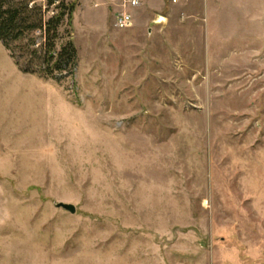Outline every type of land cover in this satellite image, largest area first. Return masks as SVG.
I'll return each instance as SVG.
<instances>
[{
    "label": "rangeland",
    "instance_id": "374dc122",
    "mask_svg": "<svg viewBox=\"0 0 264 264\" xmlns=\"http://www.w3.org/2000/svg\"><path fill=\"white\" fill-rule=\"evenodd\" d=\"M65 2L61 80L0 41V264H264V0Z\"/></svg>",
    "mask_w": 264,
    "mask_h": 264
},
{
    "label": "trees",
    "instance_id": "16d2710c",
    "mask_svg": "<svg viewBox=\"0 0 264 264\" xmlns=\"http://www.w3.org/2000/svg\"><path fill=\"white\" fill-rule=\"evenodd\" d=\"M72 10L65 0H0V41L22 72L55 80L64 78L66 71L71 73L76 50L70 42L58 48L57 40L58 29ZM24 55L30 59L22 66L19 59Z\"/></svg>",
    "mask_w": 264,
    "mask_h": 264
},
{
    "label": "built area",
    "instance_id": "2783aa9c",
    "mask_svg": "<svg viewBox=\"0 0 264 264\" xmlns=\"http://www.w3.org/2000/svg\"><path fill=\"white\" fill-rule=\"evenodd\" d=\"M140 3L141 0H120L119 7H121L122 10L119 11V15L116 20V26L118 28H125L131 23L132 17L129 9L132 10L137 8Z\"/></svg>",
    "mask_w": 264,
    "mask_h": 264
},
{
    "label": "water",
    "instance_id": "95a60500",
    "mask_svg": "<svg viewBox=\"0 0 264 264\" xmlns=\"http://www.w3.org/2000/svg\"><path fill=\"white\" fill-rule=\"evenodd\" d=\"M163 17H158L155 21L156 22H160L161 20H163ZM55 206L57 208H62L70 213H75V206L71 203H65V202H55Z\"/></svg>",
    "mask_w": 264,
    "mask_h": 264
},
{
    "label": "crops",
    "instance_id": "0c3cea01",
    "mask_svg": "<svg viewBox=\"0 0 264 264\" xmlns=\"http://www.w3.org/2000/svg\"><path fill=\"white\" fill-rule=\"evenodd\" d=\"M159 259V258H158Z\"/></svg>",
    "mask_w": 264,
    "mask_h": 264
}]
</instances>
